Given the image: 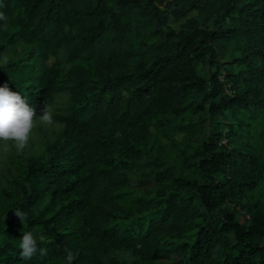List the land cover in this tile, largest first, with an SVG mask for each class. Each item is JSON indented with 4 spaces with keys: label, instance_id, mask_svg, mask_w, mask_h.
<instances>
[{
    "label": "trees",
    "instance_id": "1",
    "mask_svg": "<svg viewBox=\"0 0 264 264\" xmlns=\"http://www.w3.org/2000/svg\"><path fill=\"white\" fill-rule=\"evenodd\" d=\"M0 13V83L56 121L0 144V264H264V0Z\"/></svg>",
    "mask_w": 264,
    "mask_h": 264
},
{
    "label": "clouds",
    "instance_id": "2",
    "mask_svg": "<svg viewBox=\"0 0 264 264\" xmlns=\"http://www.w3.org/2000/svg\"><path fill=\"white\" fill-rule=\"evenodd\" d=\"M3 19H5L3 13H0V20ZM37 116L39 122L45 126L56 123L51 106L44 105L41 113L37 115L35 108L27 102V97L10 90L7 82L0 83V144L6 146L11 143L17 152L22 151L30 141ZM15 214L21 221L26 216L20 209H15ZM41 239L42 237L31 229L22 231L17 245L19 256L28 260L37 253L41 256L46 255V248L38 247ZM64 259L66 264H72L74 259L72 252H67Z\"/></svg>",
    "mask_w": 264,
    "mask_h": 264
},
{
    "label": "rangeland",
    "instance_id": "3",
    "mask_svg": "<svg viewBox=\"0 0 264 264\" xmlns=\"http://www.w3.org/2000/svg\"><path fill=\"white\" fill-rule=\"evenodd\" d=\"M36 137V136H35ZM6 148H8V145H6ZM24 153H26V152H28V148H26V146H25V148L22 150ZM0 163H1V158H0Z\"/></svg>",
    "mask_w": 264,
    "mask_h": 264
}]
</instances>
